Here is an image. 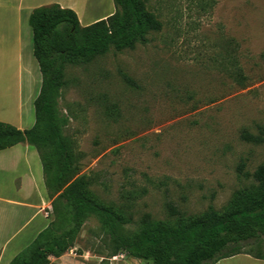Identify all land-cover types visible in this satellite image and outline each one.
<instances>
[{
  "label": "rangeland",
  "instance_id": "1",
  "mask_svg": "<svg viewBox=\"0 0 264 264\" xmlns=\"http://www.w3.org/2000/svg\"><path fill=\"white\" fill-rule=\"evenodd\" d=\"M112 3L82 0L79 24L114 13ZM137 3L161 24L146 44L68 60L63 70L55 108L68 118L63 134L80 175L93 181L83 193L131 232L145 220L186 226L209 207L221 218L234 210L236 191L258 187L238 174L240 162L250 175L264 165V144L240 138L264 128V0ZM46 216L60 221L51 210ZM113 251L91 219L47 264H149ZM244 252L264 257V242Z\"/></svg>",
  "mask_w": 264,
  "mask_h": 264
},
{
  "label": "trees",
  "instance_id": "2",
  "mask_svg": "<svg viewBox=\"0 0 264 264\" xmlns=\"http://www.w3.org/2000/svg\"><path fill=\"white\" fill-rule=\"evenodd\" d=\"M112 2L115 12L111 16L86 27L80 26L72 10L56 5L36 9L29 17L33 57L41 76L34 103L35 122L31 129L23 131L0 122V151L18 144H27L37 151L51 211L60 221H51L10 264H47L56 250H70L81 225L91 219L113 243L111 256L124 252L149 264H216L237 255H251L244 249L264 242V165L250 175L244 172L245 162H240L238 174L251 177L258 187L236 191L231 201L233 211L219 218L209 207L202 220L175 228L154 227L145 220L131 232L122 217L84 195L93 181L80 175L77 157L63 134L68 118L55 108L64 67L68 60L89 61L110 50H133L136 44L148 42L149 33L161 29L160 22L141 11L137 0ZM235 77L243 80L237 73ZM125 80L132 84L126 77ZM256 130V135L243 130L241 140L254 146L264 144V128Z\"/></svg>",
  "mask_w": 264,
  "mask_h": 264
},
{
  "label": "crops",
  "instance_id": "3",
  "mask_svg": "<svg viewBox=\"0 0 264 264\" xmlns=\"http://www.w3.org/2000/svg\"><path fill=\"white\" fill-rule=\"evenodd\" d=\"M81 1L0 0L1 123L23 131L31 129L35 122L34 103L39 95L41 76L33 57L31 13L56 5L60 9L72 10L80 20L81 12L77 6L78 3L83 5ZM92 7L85 8V11ZM110 11L97 17L87 14L91 22H80V25L86 27L104 20L113 14ZM9 101L12 106H8ZM9 107L14 109L12 113L7 112ZM50 210L51 200L46 194L37 151L27 144L0 151V264H10L47 228L46 215ZM225 262L264 264V260L245 254L216 264Z\"/></svg>",
  "mask_w": 264,
  "mask_h": 264
}]
</instances>
